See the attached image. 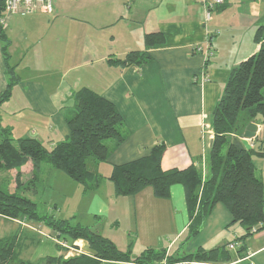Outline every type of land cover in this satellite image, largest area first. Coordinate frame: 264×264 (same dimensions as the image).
I'll return each instance as SVG.
<instances>
[{"label": "crops", "instance_id": "obj_1", "mask_svg": "<svg viewBox=\"0 0 264 264\" xmlns=\"http://www.w3.org/2000/svg\"><path fill=\"white\" fill-rule=\"evenodd\" d=\"M52 3V13L37 10L5 14L2 27L10 41L7 51L17 82L0 108L1 125L3 115L49 121L50 125L45 127L54 130V134L46 144L36 138L44 133L28 124L25 129L29 136L23 134L17 139L31 137L51 148L60 141L59 136L64 140L69 135L65 114L70 109L65 105L70 102L74 105V92L82 87L96 91L120 112L125 139L121 143L114 140L107 143L110 153L106 162H92L90 170L103 178L89 192L97 202L98 213H109L105 200L110 201L119 207L118 211L110 212L113 221L118 225L120 213L128 225L121 244L116 242L117 228L112 235L96 232L132 255L147 248L164 252L165 258L153 264H169L167 257L181 258L199 248L224 247L234 254L236 248L230 250L228 245L233 242L237 247L235 240L245 229L239 223L231 224V214L223 204H215L199 233L185 242L190 220L181 185H173L167 199L155 197L151 187L135 195L116 197L108 175L114 166L146 156L153 145L164 142L163 169L195 164L200 169L205 167V176L213 136V109L233 67L258 50L254 34L259 26H264V0H226L212 11L209 21H205L199 0H52ZM151 32H161L165 40L162 45L147 49L143 36ZM1 45L0 41V93L9 82ZM134 50L146 51L148 62L126 67L109 62L123 59ZM208 50L211 55L207 57ZM201 73L205 80L198 83L196 78ZM256 123L258 130L250 141L252 147L255 139L264 141V123ZM7 126L12 132L13 126ZM244 131L235 137H242ZM253 164L262 181L264 197V157H253ZM31 170L30 162L20 168L23 184L18 189L17 170H0L1 187L23 192L33 200L45 190L38 186L41 177L52 176L55 171L44 163L39 180L29 183ZM61 179L65 180L62 175ZM104 191L105 196L101 195ZM11 236L17 238L19 258L32 264L35 261L40 264L46 256L80 253L79 240L73 243L78 248L64 252L58 249L61 242L52 231L42 230L39 223L0 215V239ZM34 242L39 247L37 258H22L24 249ZM170 264H264V222L245 240L243 257L236 256L230 262Z\"/></svg>", "mask_w": 264, "mask_h": 264}, {"label": "trees", "instance_id": "obj_2", "mask_svg": "<svg viewBox=\"0 0 264 264\" xmlns=\"http://www.w3.org/2000/svg\"><path fill=\"white\" fill-rule=\"evenodd\" d=\"M4 3L5 0H0V18L4 15ZM164 40L161 32L143 36L147 49L162 45ZM0 41L5 72L9 78L6 89L0 93L1 108L17 82L14 65L7 51L10 41L1 24ZM254 41L259 45L258 50L233 67L213 109V136L205 176L195 164L163 169L161 160L164 142L153 145L146 156L114 166L108 175L116 197L135 195L145 187H151L155 197L167 199L171 187L181 185L190 220L185 242L199 233L203 221L217 203L229 210L231 224L239 223L245 229V233L235 240L237 247L234 254L224 247L210 250L199 248L181 258L167 257L169 264L179 261L230 262L236 256L243 257L245 240L251 235L250 229L264 222L263 184L253 164V157H264V141L255 139L249 151L237 149L232 144L235 135L240 136L250 121L264 123V26L257 28ZM148 60L146 51L134 50L123 59H110L109 62L126 67L141 65ZM73 99V109L65 114L69 135L51 148L31 137L19 138L14 142L10 127L2 126L0 122V170H17V189L23 184L20 168L27 162L32 165L29 183L39 180L41 166L45 163L80 183L84 191L95 190L100 185L103 176L91 171L88 161L106 162L110 151L105 141L121 143L125 139L124 120L112 102L90 88L78 89ZM0 215L46 223L52 235L61 242V245L57 244L58 249L64 252L78 248L73 245L75 241L85 240L97 253L96 256L86 253L68 257H64V254L46 256L39 261L42 264H100L103 261L153 264L165 258L164 252L153 248L132 255L130 251L120 250L109 237L89 227L71 225L68 219L41 216L36 212V203L23 192H10L1 185ZM16 241V236L0 239V264H32L19 258Z\"/></svg>", "mask_w": 264, "mask_h": 264}, {"label": "rangeland", "instance_id": "obj_3", "mask_svg": "<svg viewBox=\"0 0 264 264\" xmlns=\"http://www.w3.org/2000/svg\"><path fill=\"white\" fill-rule=\"evenodd\" d=\"M264 94V89H263ZM66 108L71 110L73 109L72 102L65 105ZM3 113V112H2ZM2 126H7V124L13 126V131L11 132V136L14 139V142L17 140V137L28 134V129L26 128V124L29 126H35L38 130L42 131L44 134L37 136L36 138L45 142L48 139H51L54 134V130L49 131L46 129V125H50L49 121L43 119H33V120H24V119H14L12 116H2ZM11 129V127H10ZM58 138V137H56ZM59 140H61V136H59ZM111 140H106L107 144ZM92 165V160L88 161V168L90 169ZM54 174L52 176H42L40 182L38 184L39 187H43L45 190L35 195L34 202L36 203V212L39 215L43 216H54L62 219H68L71 225L80 224L82 226L89 227L94 231H99L102 234L112 235V232H116V228L118 229V237L116 238V242L121 244L123 231L127 230L128 225L126 221H123L122 217L118 216V225L115 221H113L110 212L119 209L118 205H113L110 201L105 200L107 203L106 212H97V202L93 200V195L89 191H84L83 186L71 179L66 173L61 170L54 169ZM64 177L65 180L61 179ZM103 181V180H102ZM110 183V182H109ZM106 188V186H104ZM101 192L103 196L105 193ZM97 201V200H96ZM96 203V204H95ZM112 222L113 223L112 225ZM38 225V223L42 226V230L51 231V229L43 222H33ZM116 224V227H114ZM106 236V235H105ZM40 237V236H37ZM119 239V240H118ZM39 247L37 243L34 242L33 246L29 249H24L21 257L25 259L37 258V253ZM34 256V257H33ZM34 258V259H35ZM34 264H38L36 261ZM42 264V263H40Z\"/></svg>", "mask_w": 264, "mask_h": 264}, {"label": "built area", "instance_id": "obj_4", "mask_svg": "<svg viewBox=\"0 0 264 264\" xmlns=\"http://www.w3.org/2000/svg\"><path fill=\"white\" fill-rule=\"evenodd\" d=\"M226 0H199L201 5L202 13L205 17V21H209L211 19V13L216 7L222 6ZM37 10L44 11L46 13L53 12V3L52 0H5L4 3V15L0 18V24L3 26L5 24V14L14 13V12H34ZM207 57L211 55V52L208 50L206 52ZM204 74L201 73L198 78H196V82L203 83L205 80ZM205 167H202V173L204 175ZM261 224L254 226L250 229L251 233H254L258 230ZM236 248L235 243H230L228 245V249L233 250ZM80 253L82 252L80 249L78 250ZM72 254L71 252L69 253Z\"/></svg>", "mask_w": 264, "mask_h": 264}, {"label": "water", "instance_id": "obj_5", "mask_svg": "<svg viewBox=\"0 0 264 264\" xmlns=\"http://www.w3.org/2000/svg\"><path fill=\"white\" fill-rule=\"evenodd\" d=\"M258 130V124L256 122H249L245 128V131L243 132L242 137L240 138H233L232 144L234 147L240 150H251L252 145L250 143L251 140H253L257 135ZM79 248L82 252L89 254L91 256H96V251L93 250L89 243L85 240H79Z\"/></svg>", "mask_w": 264, "mask_h": 264}]
</instances>
